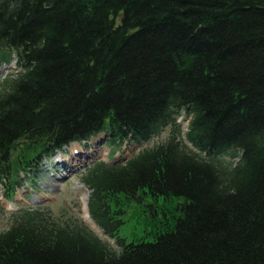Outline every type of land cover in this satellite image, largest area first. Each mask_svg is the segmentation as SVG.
<instances>
[{"label": "trees", "instance_id": "trees-1", "mask_svg": "<svg viewBox=\"0 0 264 264\" xmlns=\"http://www.w3.org/2000/svg\"><path fill=\"white\" fill-rule=\"evenodd\" d=\"M13 62L0 81L5 199L71 143L171 130L82 174L120 251L78 217L26 207L0 230V264H264V0H0V67ZM141 194L164 205L154 239L129 241Z\"/></svg>", "mask_w": 264, "mask_h": 264}, {"label": "rangeland", "instance_id": "rangeland-1", "mask_svg": "<svg viewBox=\"0 0 264 264\" xmlns=\"http://www.w3.org/2000/svg\"><path fill=\"white\" fill-rule=\"evenodd\" d=\"M20 69L15 62L2 65L0 67V81L5 75ZM178 121L182 125L183 132H187L189 120L181 116ZM170 130L171 128L167 127L160 135L153 137L148 142L136 144L127 141L119 146L109 144L107 136L101 134L90 143H79L78 155L77 153L72 154V147L69 149L65 147L63 155L59 154L61 151L57 153L60 157L57 155L46 159L39 175L35 178H28L30 180H25L11 200L3 197V186L0 183V230L9 227L11 214L21 208L48 207L57 217L75 216L82 219L97 235L107 241L115 250L120 251L115 239L106 234L94 221L101 229V234L99 233L100 230L97 232L86 219L85 208L89 212L88 202L91 190L83 183L82 174L85 168L94 161L124 162L140 150L164 142L168 138ZM74 156L77 158L76 160ZM56 158H58L57 163ZM226 159L231 161L230 157ZM141 195H144L142 200L133 201L124 214L125 224L122 226L121 233L129 241L139 239L142 236H146L145 239L148 240L154 239L152 233L147 235L148 232L155 229L154 218H152L153 207L154 205L160 206L163 202L155 203L148 194ZM182 202V198H175L172 202L166 201L165 204L168 208H173Z\"/></svg>", "mask_w": 264, "mask_h": 264}, {"label": "bare ground", "instance_id": "bare-ground-1", "mask_svg": "<svg viewBox=\"0 0 264 264\" xmlns=\"http://www.w3.org/2000/svg\"><path fill=\"white\" fill-rule=\"evenodd\" d=\"M79 146H80V144L78 143V142H74V143H71L69 146H67L66 148L67 149H69L70 147H72V154H75V153H77V155L79 154L78 152H77V149H79ZM63 151H61V152H59V154L61 155H63ZM59 156V155H58ZM60 157V156H59ZM74 158H75V160L77 159L75 156H74ZM85 213H86V219H87V221L89 222V223H91L92 224V227L98 232L99 230H100V234H101V229H100V227L94 222V220L90 217V215H89V212H88V209L87 208H85ZM95 224V225H94ZM98 229V230H97ZM103 235V234H102Z\"/></svg>", "mask_w": 264, "mask_h": 264}]
</instances>
